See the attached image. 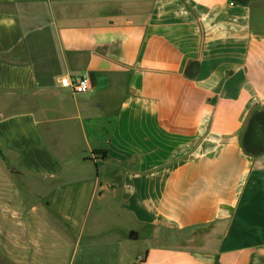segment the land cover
Wrapping results in <instances>:
<instances>
[{
	"label": "crops",
	"instance_id": "obj_1",
	"mask_svg": "<svg viewBox=\"0 0 264 264\" xmlns=\"http://www.w3.org/2000/svg\"><path fill=\"white\" fill-rule=\"evenodd\" d=\"M0 264H264V0H0Z\"/></svg>",
	"mask_w": 264,
	"mask_h": 264
},
{
	"label": "built area",
	"instance_id": "obj_2",
	"mask_svg": "<svg viewBox=\"0 0 264 264\" xmlns=\"http://www.w3.org/2000/svg\"><path fill=\"white\" fill-rule=\"evenodd\" d=\"M59 83L61 87L72 93H84L91 89V80L88 74L64 75L60 77Z\"/></svg>",
	"mask_w": 264,
	"mask_h": 264
},
{
	"label": "rangeland",
	"instance_id": "obj_3",
	"mask_svg": "<svg viewBox=\"0 0 264 264\" xmlns=\"http://www.w3.org/2000/svg\"><path fill=\"white\" fill-rule=\"evenodd\" d=\"M74 190H75V191H74L75 195H74L73 198H75L76 195L79 196V195L81 194V193L79 192V191L81 190L80 185L78 186L77 189H74ZM76 191H77V193H76ZM46 192H47V187H46V186H43V185H40V188L38 189V193L41 194V195H44ZM78 194H79V195H78ZM77 196H76V197H77ZM130 231H132V230H130ZM143 239H144V235H143V234H140V235L138 236V238H137L135 241H136V242H142Z\"/></svg>",
	"mask_w": 264,
	"mask_h": 264
},
{
	"label": "trees",
	"instance_id": "obj_4",
	"mask_svg": "<svg viewBox=\"0 0 264 264\" xmlns=\"http://www.w3.org/2000/svg\"><path fill=\"white\" fill-rule=\"evenodd\" d=\"M248 130H249V132H250V134L249 133H247V136H248V138H250V139H252V140H255L256 142H258V144H257V146H259V144L260 145H262V141H259V140H257V139H259L260 137H259V129H256V130H254L252 127H251V125L249 126V128H248Z\"/></svg>",
	"mask_w": 264,
	"mask_h": 264
}]
</instances>
